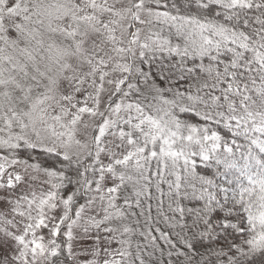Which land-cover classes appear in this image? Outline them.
<instances>
[{"label": "snow or ice", "instance_id": "1", "mask_svg": "<svg viewBox=\"0 0 264 264\" xmlns=\"http://www.w3.org/2000/svg\"><path fill=\"white\" fill-rule=\"evenodd\" d=\"M0 264H264V0H0Z\"/></svg>", "mask_w": 264, "mask_h": 264}]
</instances>
